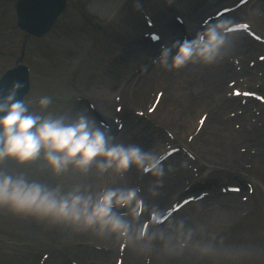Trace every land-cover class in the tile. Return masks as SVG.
Here are the masks:
<instances>
[{"label":"rangeland","instance_id":"rangeland-1","mask_svg":"<svg viewBox=\"0 0 264 264\" xmlns=\"http://www.w3.org/2000/svg\"><path fill=\"white\" fill-rule=\"evenodd\" d=\"M139 1L146 2L156 11L162 7V1L165 0ZM196 1L181 0L180 3L189 6ZM14 3L15 0H0V76L13 67L21 54H24L23 63L31 70V91L24 101L30 112L63 114L69 119L81 112L87 114L88 104L97 103L99 100L103 103V99L106 98L105 92L101 90L103 85L99 84L97 88L94 79L95 74L103 72V60L106 64L118 61L115 71L118 72V68L121 71L113 78L110 76L108 81L110 88L115 90L125 89L132 81L133 67L135 66L136 71L145 64V55L136 61L132 62L131 59L127 62L122 51L123 56L115 58L119 52L115 43L123 39L119 31L130 20H135L134 13L130 12V2L127 0H68L66 10L43 39H28L15 27ZM263 6L264 2H261L256 10H260ZM110 7L112 9L106 13L104 10ZM254 30L262 38L263 33ZM238 38H244L249 42L250 45L247 43L245 45L251 51H243L244 48L237 47L235 51L225 54L226 60L222 58L217 61L219 65H214V71L228 73L230 66L236 60L238 64H235L234 69L238 72L246 70L248 76L242 74L240 80L244 81V84L230 83V78L220 84V89L225 92L219 98L224 101H230V98L235 100L232 96L236 95V91L233 92L236 89L241 92L254 91L264 96V60H261L264 58V44L255 38H249L248 34H241ZM229 46L228 44L226 49ZM107 54L110 55L108 58H106ZM223 60L224 62L221 63ZM126 63H129L128 66L131 64L130 67L126 66ZM253 69L256 70L255 74ZM125 76L126 80L121 87V81ZM214 76L216 77V73ZM207 81L205 80L206 87ZM104 83L106 85V82ZM100 90L102 93H98ZM193 90L200 96L207 94V98H212L216 93L207 89L202 92L197 86L193 87ZM95 91L99 96H95ZM181 91L193 97L196 95L195 92L192 95L189 89ZM42 96H48L52 101L47 109H41L38 103ZM244 96L245 94L241 97L237 96L240 110L223 109L224 118L232 121L230 124L232 130L229 134L220 137L219 135L206 137L204 142H207L208 149L198 148L197 142L201 140L199 141L196 136L200 133L208 114L211 113L210 110L206 115L201 114L202 112L196 113L197 117L192 122V126L185 127L181 129L182 133L176 132L174 135L167 128L148 119L143 113L146 108L144 111L143 108H137V112L135 110L128 113L126 124H121L120 130L108 132L113 137L114 143L118 142L126 146L138 145L142 141L158 142L155 145L150 144L151 150L147 151L153 155L164 146L175 147L178 152L173 157L179 161L187 160L185 162L189 163V167H186L189 170L187 172L189 177L182 181L176 179L178 183L168 179L164 188L169 187L168 191L171 193L176 192L177 189L179 190L176 193L179 191L182 193L184 187L189 188L196 183L202 190L211 189L209 192H204L207 193L208 200H230L233 195L240 198L244 192L249 191L250 187L259 191L260 194L256 195L264 196V103ZM79 98L93 103L88 102L85 106H81V109L79 104L75 106ZM117 104L118 102L112 103L113 113L117 106H120ZM123 105L125 107L124 101ZM155 106H157L156 97L154 98L153 95L147 109L149 115L155 111ZM240 112L242 113L237 114ZM137 115L141 117H136ZM238 116H241L239 120ZM214 128L223 130L219 125ZM177 142H188L187 149ZM0 168L10 174L24 173L27 178L50 186L59 185L63 190L77 186V183H74V176L81 174L70 168L59 176L54 175L41 158L23 164L7 159L0 163ZM142 170L138 169L139 180ZM135 186L136 183L133 187ZM226 186V189L221 190ZM229 186H235L239 192H231ZM198 193L201 194L202 191ZM203 200H206V197ZM236 206L238 208L233 209L231 213L212 216L208 220L204 219L202 223L196 221L199 227H206L207 223V229L199 235L196 228L191 227L194 229L193 241L210 243L216 249L215 254L198 255L189 247L179 253L163 252L157 258L158 264H264V207L260 204L259 198L255 197L241 199ZM140 222L144 224L147 218L140 219ZM60 225L62 232L59 229ZM93 234L91 231L75 230L63 223L16 214L6 207H0V264H95L99 259L94 258L91 252L104 255L107 262L103 264H123L127 244L114 237H107L95 238L100 240L95 241L96 243L91 246ZM92 247L96 250L94 251ZM172 256H178L180 261L173 260ZM135 259L132 261L133 264ZM145 263L140 260L137 262V264Z\"/></svg>","mask_w":264,"mask_h":264},{"label":"clouds","instance_id":"clouds-1","mask_svg":"<svg viewBox=\"0 0 264 264\" xmlns=\"http://www.w3.org/2000/svg\"><path fill=\"white\" fill-rule=\"evenodd\" d=\"M231 21L209 23L191 39L173 40L161 45L155 62L164 69H176L192 62L210 64L225 54ZM19 83L0 97V163L7 159L19 164L41 158L54 174L68 169L85 173L94 164L98 173L109 169L121 173L130 166L160 175L156 157L137 145L114 143L107 128L86 113L73 118L30 112L23 100L16 99ZM41 109L52 103L40 97ZM139 189L105 188L92 192L79 185L63 190L0 168V207L10 211L63 223L79 231H91L101 238L114 237L141 252L159 245L166 253H179L191 247L198 255H213L210 243L193 241L194 229L182 219L166 223L158 209L150 211L146 228L140 222L145 209ZM123 210L122 212L120 210Z\"/></svg>","mask_w":264,"mask_h":264},{"label":"bare ground","instance_id":"bare-ground-1","mask_svg":"<svg viewBox=\"0 0 264 264\" xmlns=\"http://www.w3.org/2000/svg\"><path fill=\"white\" fill-rule=\"evenodd\" d=\"M216 0H212L208 4H204V7H199V10L202 9L200 12L196 9L188 10V12L185 14V16L188 18L190 23H197L194 20L197 19L199 14L201 15L199 20L202 18V15H207L209 13V7L210 4L216 3ZM261 2H264V0H254L252 4H250L249 10H247L245 17V20L248 24L252 25L254 29L260 30L261 33H263L264 36V8H260V10H256L257 7ZM174 3V2H172ZM198 6V4H197ZM172 6H168L170 8ZM165 8L163 11L159 12V9H157L155 12L152 10L146 11L148 14L150 13L151 17H149L151 22H155V24L159 21V24H157V27L154 28V31H164V40L165 42L168 40H171L172 37H178L180 34V30L178 28H175L173 21L168 20V17L165 12L170 14V9ZM112 8L105 9L106 13L110 11ZM263 10V11H262ZM111 15V14H110ZM177 17V16H176ZM198 20V22H199ZM135 21V20H134ZM129 21L123 29H121L120 33H125L124 40H120V42L117 41L115 43V46L118 50H124V54L126 55V60L129 62L132 59L133 61L138 60L143 55L144 58H146L151 50L155 49L154 46H148V43L144 38H140L137 41H135V44H130L129 37L135 36L139 33L141 28L146 24L145 20L140 17L137 18V20ZM161 24V25H160ZM160 28V30H158ZM156 33V32H154ZM128 34V35H127ZM153 34V33H152ZM155 35V34H154ZM233 44L234 46L239 47V49H243V51H251L245 44L250 45L249 42H246L244 38L238 39L235 42V38L233 36L229 37V43ZM163 45V44H162ZM239 45V46H238ZM160 46V45H159ZM157 49V47H156ZM262 49V48H261ZM110 55L107 54L106 58H108ZM118 61H114L111 64H106V62L103 60V69L102 73L95 74V84L97 85L101 84L103 85L102 91H104V96L106 97L102 100H99L97 104V108L100 111V114L106 118L110 117H116L117 114H113L112 111V103L115 101V98L121 97L122 103L125 102V107L123 108L124 114L132 113L133 111H137V108H143L142 111L146 108V111L144 113L148 114L149 118H151L153 121H155L157 124L162 125L163 127L167 128L172 134L176 135V132H181V129L187 128L189 126H192V122L197 117L195 114L202 112L201 114L206 115L207 111L210 110L211 113L208 114L207 119L204 121V125L202 129L200 130V133L196 136L200 142H197L198 148L205 147L208 149L207 142H204L206 140V137H213L216 135H226L229 134L232 130V121L228 118L227 120L224 118L223 115V109L225 108H232V109H238L241 108L238 106L239 100L229 99L230 101H224L223 99H220L219 96L223 95L225 90L220 89V84L227 80L228 78L231 79L230 83L235 84H244V81L240 80L242 78V74H245V76H248V73L246 70H243L242 72H238L236 69H234L233 65L237 63L236 60H234V63L232 66H230L228 73L220 70L214 71V65L217 62L210 63V64H204L200 62L195 63H188L184 65L183 67L176 68V69H164L159 66V64H155L152 67L148 66L146 69H143V71L139 72V74L132 79V81L129 83L125 89L122 88L123 92L121 94H117L121 89L115 90L114 88H110L111 85H109L110 76H113L115 74H118L121 70L118 68V72L115 70L117 69L116 66ZM197 65H194L196 64ZM129 63H126L125 65L128 66ZM133 64V63H132ZM240 64V63H239ZM241 64H244V62H241ZM131 65V64H130ZM130 65L128 67H130ZM116 66V67H115ZM135 66L133 67V69ZM149 68V69H148ZM201 68V69H199ZM203 68H207L204 69ZM194 70V72H193ZM228 70V69H227ZM220 71V72H219ZM216 73V77L214 74ZM253 73H256V70L253 69ZM126 80V76L121 81V87H123L124 81ZM205 80L208 83V86L206 87ZM106 82V85H104ZM197 86L200 88L202 92L207 90H213L216 93L212 98L208 97L207 94L198 95V92L193 90V87ZM184 87V88H182ZM189 89L192 92V95L194 92L196 93L195 97L189 95V93L181 91V90H187ZM98 91V93H102V91ZM159 92V93H158ZM95 91V96H99ZM155 93V94H153ZM219 93V94H218ZM117 94V95H116ZM154 95V98L156 97V104L155 111L149 115L147 113V109L150 103V98ZM189 103V104H188ZM135 107V108H133ZM80 108V107H79ZM211 108H213L211 110ZM243 110V109H242ZM237 113V114H241ZM212 114L214 116H212ZM123 115H121L122 117ZM241 116H238V120ZM219 125L221 126V129H215L214 126ZM161 126V127H162ZM196 127H194L195 129ZM196 131V129H195ZM183 132V131H182ZM181 132V133H182ZM167 135V134H166ZM163 136V135H161ZM218 137V136H216ZM168 138V137H166ZM196 138V139H197ZM215 139V138H214ZM118 143V142H117ZM130 142H127V144ZM137 143V142H136ZM180 143L181 146L184 149H187L186 144L188 145V142H177ZM214 143H220V142H214ZM122 144V143H121ZM150 144L155 145L158 144V142H139L137 146H139L142 150L143 148L150 147ZM213 144V143H212ZM205 150V149H203ZM189 151V149H188ZM191 151V150H190ZM187 161V160H185ZM185 161H179L175 159L174 157H171L168 162H166L163 166L159 167L161 170L160 175H155L153 173L147 175L143 182L137 178V168L135 165L130 166L126 171L117 173L111 169L108 171H105L104 173H98L95 165L93 164L89 170L85 173H81L78 176L75 177V182L77 185H79L82 188L88 189L92 192H99L102 189L105 188H127V187H133L134 183H136V186L134 188H138V196L142 199V205L145 209L143 215L140 219L147 217L149 215L150 209H158L159 211L163 209H168L169 205L174 204L171 203L173 198H171L169 201L166 200V196H168L171 192H169V187H165L168 179L174 180L173 182L178 183L177 180H187V177H189L188 173L189 170L186 167H189V163ZM185 162V164H184ZM191 163V162H190ZM143 177V176H142ZM137 178V181H135ZM175 178V179H174ZM183 183V182H182ZM133 185V186H131ZM179 185V184H177ZM183 186V185H182ZM196 185L192 186L195 188ZM167 190V191H166ZM177 189L176 191H178ZM248 192H244L240 196L242 200L248 199L252 197L259 198L260 204L264 207V196L262 195H256L259 193L258 190L251 189V187L248 189ZM209 197L206 198V200H199V202L191 203L185 208L178 210L177 214L174 215L171 219H169L166 223H173L176 220L182 219L186 226L193 227L197 234L199 235L202 233L205 229H207V223L206 227L200 225H196V221L199 223H202L206 220H208L212 216H218L219 214H225V213H231L234 210L238 208L237 202L241 201L239 196H231L230 200H208ZM145 203V204H144ZM166 207V208H165ZM194 207V208H193ZM231 210V211H230ZM60 232H62V225L59 227ZM149 230L150 227H149ZM209 233V232H208ZM95 238L100 239H106L101 237H96L95 234L92 235L93 240H91L92 245H94L96 242L99 241ZM111 238V237H109ZM108 238V239H109ZM110 240V239H109ZM117 244H119L117 242ZM89 245V247H91ZM159 245L157 247L155 246L152 251L148 252H141L133 249L132 247L127 245L126 253L123 258V264H133V260L135 259L134 264H137V262L140 260L141 262L144 261L145 264H158V256H161L163 254V251H161L159 248ZM93 249V247H92ZM91 250V249H90ZM96 250L95 248L93 249ZM88 251V250H87ZM98 251H104V250H98ZM89 252V251H88ZM93 253L94 258H98L101 260H97L95 264H100L103 262H107L104 255L91 252ZM189 257V255H187ZM153 259H152V258ZM134 258V259H133ZM173 260L177 259V262L180 261V258L178 256H172ZM93 259V258H92ZM154 260V262H153Z\"/></svg>","mask_w":264,"mask_h":264},{"label":"water","instance_id":"water-1","mask_svg":"<svg viewBox=\"0 0 264 264\" xmlns=\"http://www.w3.org/2000/svg\"><path fill=\"white\" fill-rule=\"evenodd\" d=\"M31 14L26 19V25H28L29 30L36 32L35 34H42L49 27L51 23L50 8L43 1L37 0L34 5H32L31 10L28 12ZM13 82H19L22 89H27V70L22 67H17L16 69L10 71L7 75ZM20 97L19 92L16 93V99Z\"/></svg>","mask_w":264,"mask_h":264}]
</instances>
